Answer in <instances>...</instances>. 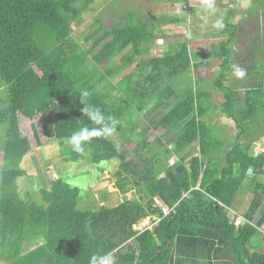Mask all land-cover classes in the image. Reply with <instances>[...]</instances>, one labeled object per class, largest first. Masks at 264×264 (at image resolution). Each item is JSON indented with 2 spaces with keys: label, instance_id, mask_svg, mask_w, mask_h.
<instances>
[{
  "label": "trees",
  "instance_id": "obj_1",
  "mask_svg": "<svg viewBox=\"0 0 264 264\" xmlns=\"http://www.w3.org/2000/svg\"><path fill=\"white\" fill-rule=\"evenodd\" d=\"M95 1L0 0V83L8 89L6 107L0 109V127H5L0 167V263L88 264L91 255L111 250L117 251L118 264H172L176 256L178 260L198 263L204 259L213 264L223 252L235 264H264V151L252 152L253 144L264 139V51L258 61H252V52L246 54L250 57L246 80L253 79L242 99L236 85L223 81L233 57L234 48L229 45L239 31V24L232 23V12L224 20L230 39L210 51L211 61L196 63L188 42L171 44L162 58H140L155 40L154 28L137 13L128 12L122 23L100 27L106 43L95 63L104 67L107 75L94 82L97 66L88 65L92 48L84 50L72 33L83 8ZM49 42L51 50L45 51L42 46ZM134 61L150 65L153 72L143 83L128 74L110 84L123 95L119 103H112L110 91L97 84L107 77L117 78ZM217 61L219 73L214 85L221 100L216 107L201 84L206 77L202 72ZM110 64L117 65L114 71L107 69ZM187 73H194V86H181V92L177 85L161 87L164 79L175 83ZM157 87V103L148 112L169 109L152 129L162 134L178 125L183 127L172 147L158 140L161 149L155 151L146 141L151 158L139 155L141 162H136L118 150L113 135L94 138L86 145L85 155L67 146L73 131L93 126L81 111V91L89 92V104L118 121L115 133L131 145L129 137L145 138L147 128L138 132L134 123L129 136L123 123L147 107L150 93ZM211 107L219 108L223 117L234 123L236 135L229 139V148L207 121ZM54 142L60 144L64 161L88 159L95 165L119 161L114 174L112 169L108 171L115 176L118 191L125 194L129 187L137 186L142 193L140 186L152 183L162 206L174 211L164 216L153 200L147 204L127 200L117 207L80 210V189L55 177L49 188H37L41 202L34 201L26 185H35V177L22 167L23 160L35 148ZM194 144L192 151L181 154ZM162 154H180V158L157 179ZM106 171L105 167L98 169L100 175ZM22 184L26 187L24 198ZM244 188L252 197L244 213L237 214L244 223L236 226L230 211ZM148 217L159 219L153 232L134 233L133 227ZM134 237L135 247L129 245L130 251L118 252Z\"/></svg>",
  "mask_w": 264,
  "mask_h": 264
},
{
  "label": "rangeland",
  "instance_id": "obj_2",
  "mask_svg": "<svg viewBox=\"0 0 264 264\" xmlns=\"http://www.w3.org/2000/svg\"><path fill=\"white\" fill-rule=\"evenodd\" d=\"M251 9V11H249ZM251 12L247 13V12ZM254 11V12H253ZM128 12H135L139 15L150 28H154L155 40L149 45L148 53L140 58H162L165 50L169 48L171 44L188 42L191 50L192 61L203 62L206 60H212L211 50L219 47L221 42H225L229 37L228 28L224 25L222 29H217L213 25L217 19L224 20L232 12V23L239 28L237 31V38L229 45V48L233 47V57L231 58V69L227 74L225 85H236L238 87L239 95L242 99L245 97V87L249 85L253 78H247V66L249 62H246L250 57L246 56L247 53L252 52L254 57L252 61H258L262 52L264 51V0H214V12L209 13L204 10L202 0H96L90 7H84L82 16L73 26L72 36L83 47L84 50L92 51L89 53L90 61L89 67L97 66V72L94 82L98 81L101 76L107 75L106 69L95 63V58L102 53L103 47L106 41H102L103 31L100 27L111 28L113 25L122 23ZM226 16V18H225ZM174 20V21H173ZM176 20V21H175ZM97 21H99L97 23ZM241 26V27H240ZM52 42V41H51ZM51 42L46 46L43 44L45 51L51 50ZM50 49V50H49ZM118 60V59H117ZM140 60V59H139ZM117 62V61H116ZM219 62H214L212 67L205 74V82L202 88L205 92L211 94V101L216 105H219L221 95L215 90L214 80L218 78ZM117 64V63H116ZM108 65L107 69L114 71L117 65ZM131 67L124 71L115 79L106 78L101 84H97L103 91H110V100L112 103H119V99L123 95H119L118 91H114L110 84L115 85L122 80L126 75H132L133 79L137 82L143 83L148 75L153 72V68L144 64L141 61H134ZM239 68L243 71L242 76L235 75V69ZM164 77L166 73L163 72ZM177 82H170L164 79L160 84L161 87L166 85H177L178 92L183 91L181 88L188 85H195L196 77L194 73H187L179 78ZM7 87L2 86L0 83V109L6 107ZM160 89L158 87L150 93V98L147 102V107L137 116L130 120V122L123 123L125 126L124 131H128V135H133L130 129L134 123H137V131L147 128L148 133L145 138L129 137L131 145L127 142L126 138L122 137L118 133H114L112 140L118 150L122 153H126L129 160L141 162L139 155H143L145 159L151 158V153L147 150L144 142H150L151 149L155 151L161 149L160 142L166 147H172L176 138L182 132V125H178L171 130L164 131L162 134H157L152 129V125L155 121L160 119L167 111L168 107H162L158 111L150 114L148 111L150 107L157 103L156 95ZM108 94V93H107ZM125 98V96H124ZM211 107V111L207 116L208 123L212 126L217 136H221L225 139V148H229L232 142L229 140L235 138L236 129L232 120L223 117L219 108ZM149 113V115H146ZM125 117L123 118V120ZM262 126L264 125V119L262 120ZM5 127H0V167L3 160L1 158V150L4 143ZM123 139H122V138ZM67 146L69 144L67 143ZM196 147V144L191 146L181 154L188 153ZM61 146L59 143H48L41 148L34 149V155H32V162L38 172L45 171L46 174L42 179V183L48 181L52 183V178H61L72 187L80 189V196L78 199V209L90 210L97 208V203L90 191V188L94 189L99 182H104L106 188L112 186L115 182V176L106 174L100 175L99 168H106L107 171L112 169V173L118 170L120 162H106L100 165H95L88 159L74 161L68 158L64 161L61 153ZM264 151V139H260L255 142L252 147V152L257 154ZM180 158L179 155H171L166 157L164 154L160 156V161L157 164L158 173L160 175L157 179L163 178L166 175V167L172 166ZM44 161H49L51 164L45 169L41 168V164ZM64 161V162H63ZM37 176V175H36ZM109 176V177H108ZM112 176V177H111ZM104 177V178H102ZM37 178V177H36ZM100 180V181H99ZM99 181V182H98ZM38 179L35 180V185H26L27 189L31 191L32 199L36 202H41L40 195L37 190ZM149 184V183H147ZM25 184L20 186L21 196L24 198ZM157 193L150 185L145 186V193L147 198ZM152 195V196H153ZM26 197V196H25ZM252 192L243 189L237 198L235 208L230 211L231 217L234 216L233 222L236 226H240L244 223V219L236 214H242L248 208ZM138 201V200H136ZM139 204H142L141 201ZM123 203V202H121ZM145 220V219H144ZM147 220V219H146ZM1 264V263H0Z\"/></svg>",
  "mask_w": 264,
  "mask_h": 264
},
{
  "label": "crops",
  "instance_id": "obj_3",
  "mask_svg": "<svg viewBox=\"0 0 264 264\" xmlns=\"http://www.w3.org/2000/svg\"><path fill=\"white\" fill-rule=\"evenodd\" d=\"M56 143H58V142H56ZM32 155H34V152L25 157V159L23 160V163H22V167L30 175H33L35 177V180L38 179V183H36V185L38 184L37 185L38 188H41V187L42 188H49L51 186V181L50 182L48 181V183L46 182V184H45V182L42 183V179L44 178V175L46 174V172L41 171V169H40V172H38V170L35 168V165L32 162V158H31V157H33ZM49 165H55V164H51L49 161H44L41 164V168L45 169ZM107 172L108 171H106L104 174L107 175ZM108 174L111 175L110 172H108ZM102 178H104V177H102ZM115 182H116V178H115ZM115 182H113L112 186L109 188H106V185L104 184L103 181L99 182V185H96L94 189L90 188V191H91V193L95 199V202L97 203V207H102V206L107 207V208L117 207L121 204V202H124L127 200H132V201L138 200V201L144 202V204H147L148 202L153 200L156 202L155 206H159V207L162 206L161 202H159V200H158L157 193L154 195L152 193L153 196L151 195L150 196L151 198H147L145 194L142 195L143 192L145 193V186L146 185H150L153 188L152 183L140 186L141 189L142 188L144 189L142 191V193L139 192L137 186H134V187H129V190L127 191V193L124 194L115 188ZM237 216H238V219H240L241 216L240 215H237ZM234 218H235L234 216L231 217L232 222H233ZM146 219L141 221L140 223L136 224L133 227L134 233L139 234V233L144 232L145 230H150L151 232H153V227L159 222V219L156 217H148ZM260 239H261L260 237L257 238V243H259ZM157 242L159 243L158 239H157ZM129 245L132 247H135V237L126 241V243L118 249V252L120 251V252H122V254H124V253H126L127 250L130 251V248L128 247ZM260 245H262V244H260ZM185 250H189V248H186ZM116 252L117 251H115L114 253H116ZM176 257H174L175 259H174L172 264H208V261L204 260V259H200L199 262L197 263V261L192 260V259L178 260V259H176ZM213 264H235V263L228 256L227 252H223V253H220L218 255L217 259H215L213 261Z\"/></svg>",
  "mask_w": 264,
  "mask_h": 264
},
{
  "label": "clouds",
  "instance_id": "obj_4",
  "mask_svg": "<svg viewBox=\"0 0 264 264\" xmlns=\"http://www.w3.org/2000/svg\"><path fill=\"white\" fill-rule=\"evenodd\" d=\"M202 5L206 12H214V0H202ZM217 29L224 27L223 20L217 19L213 25ZM244 73L241 69H235V75L242 76ZM89 92L83 90L80 93L79 100L83 105L81 111L92 123V127H79L68 137V144L71 150L79 155L86 154V145L94 138L107 139L117 130L118 121L105 113L98 107H94L88 102ZM88 264H118L117 257L113 251L97 252L90 256Z\"/></svg>",
  "mask_w": 264,
  "mask_h": 264
},
{
  "label": "built area",
  "instance_id": "obj_5",
  "mask_svg": "<svg viewBox=\"0 0 264 264\" xmlns=\"http://www.w3.org/2000/svg\"><path fill=\"white\" fill-rule=\"evenodd\" d=\"M161 208H162V212H163L164 216H168L169 214H171L174 211V208L167 209V208H164L163 206H161Z\"/></svg>",
  "mask_w": 264,
  "mask_h": 264
}]
</instances>
